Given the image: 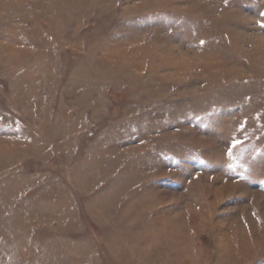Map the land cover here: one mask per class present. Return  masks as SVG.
I'll return each mask as SVG.
<instances>
[{
  "label": "rangeland",
  "instance_id": "obj_1",
  "mask_svg": "<svg viewBox=\"0 0 264 264\" xmlns=\"http://www.w3.org/2000/svg\"><path fill=\"white\" fill-rule=\"evenodd\" d=\"M264 0H0V264H264Z\"/></svg>",
  "mask_w": 264,
  "mask_h": 264
},
{
  "label": "snow or ice",
  "instance_id": "obj_2",
  "mask_svg": "<svg viewBox=\"0 0 264 264\" xmlns=\"http://www.w3.org/2000/svg\"><path fill=\"white\" fill-rule=\"evenodd\" d=\"M262 16H264V13H261ZM262 27H264V23L261 24Z\"/></svg>",
  "mask_w": 264,
  "mask_h": 264
}]
</instances>
